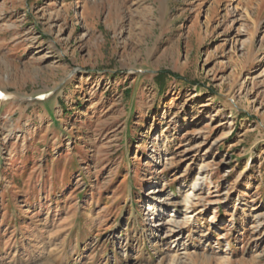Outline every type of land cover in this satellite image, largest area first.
<instances>
[{"label":"rangeland","instance_id":"rangeland-1","mask_svg":"<svg viewBox=\"0 0 264 264\" xmlns=\"http://www.w3.org/2000/svg\"><path fill=\"white\" fill-rule=\"evenodd\" d=\"M0 91V264H264V0H0Z\"/></svg>","mask_w":264,"mask_h":264},{"label":"bare ground","instance_id":"bare-ground-1","mask_svg":"<svg viewBox=\"0 0 264 264\" xmlns=\"http://www.w3.org/2000/svg\"><path fill=\"white\" fill-rule=\"evenodd\" d=\"M187 201L189 202V201H191V200L188 199ZM154 207H155L154 205H151V203H149V205H148V209H149V210H154V209H155ZM169 219H170V222H173V223H175V224L177 223V225L173 226V229H172V234H174V233H176V232L178 231V230H177V227H179V226H178V225H179V224H178L179 222H178L177 220H175V219H171V218H169ZM169 224H170V223H169Z\"/></svg>","mask_w":264,"mask_h":264},{"label":"trees","instance_id":"trees-1","mask_svg":"<svg viewBox=\"0 0 264 264\" xmlns=\"http://www.w3.org/2000/svg\"><path fill=\"white\" fill-rule=\"evenodd\" d=\"M162 75V73H159L158 76Z\"/></svg>","mask_w":264,"mask_h":264}]
</instances>
